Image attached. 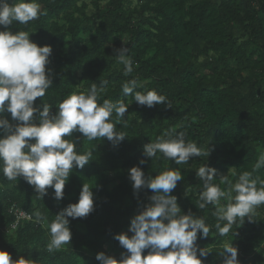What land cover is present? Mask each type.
I'll return each mask as SVG.
<instances>
[{
    "label": "trees",
    "instance_id": "1",
    "mask_svg": "<svg viewBox=\"0 0 264 264\" xmlns=\"http://www.w3.org/2000/svg\"><path fill=\"white\" fill-rule=\"evenodd\" d=\"M47 15L28 25L14 22L10 30L29 31L39 46L52 48L50 63L53 85L42 98L58 104L73 92H87L108 81L99 103L123 100L129 105L116 130L125 139L113 144L107 138L87 141L79 132L71 139L79 154L92 151L83 169L74 168L57 201L54 190L41 200L22 178L8 181L0 172V250L35 264H100L99 252L117 260L126 252L114 236L129 232L131 219L150 203L149 189L134 193L129 170L140 166L153 178L169 168H178L184 179L171 195L177 197L181 214L204 217L211 227L207 238L196 241L210 251L203 264H223L219 253L232 243L240 264H264V205L256 208L254 222L247 218L235 224L227 236H219L215 206L197 207L203 182L196 170L215 168L213 183L226 192L243 172L251 173L257 186L264 184V166L253 170L264 153V0H38ZM0 30H4L0 27ZM34 32V33H32ZM127 47L133 72L124 76L116 49ZM137 79L136 91L155 89L171 103L152 108L124 96L122 84ZM37 98L34 106L39 105ZM5 116L11 120L10 113ZM116 122L115 114L111 118ZM185 133L209 156L192 157L176 165L162 154L148 158L144 146L171 132ZM141 159L146 160L140 165ZM92 187L95 210L84 218H68L70 244L49 253V224L69 204L77 203L82 185ZM233 195H235L233 193ZM39 210L45 220L36 223ZM23 212L28 218L19 216ZM222 222V225L223 226ZM148 250H145V255Z\"/></svg>",
    "mask_w": 264,
    "mask_h": 264
},
{
    "label": "clouds",
    "instance_id": "2",
    "mask_svg": "<svg viewBox=\"0 0 264 264\" xmlns=\"http://www.w3.org/2000/svg\"><path fill=\"white\" fill-rule=\"evenodd\" d=\"M47 15L38 0H0V172L8 181L22 178L31 185L35 198L41 200L48 195V189L54 190L53 198L60 201L64 197V188L74 168L83 169L91 160L93 153L79 154L75 143L68 139L79 132L91 142L107 138L113 144L122 142L126 134L116 130V124L123 121L129 105L123 100L113 103L99 96L106 92L108 81H101L98 88L92 84L85 92H73L58 104V110L52 112V105L42 101L53 85L51 69H46L52 53L50 45L39 46L30 39L29 31L10 30L14 22L28 25L29 22ZM34 33V32H32ZM118 63L124 66V76L133 72V60L129 49L115 50ZM141 87L137 79L125 81L121 88L124 96H132L141 106L152 108L166 105L171 108L168 98L155 89L146 92L136 91ZM37 98L41 103L34 106ZM10 113L11 120L5 116ZM115 114L116 122L111 119ZM162 154L163 158L173 160L176 165L187 164L192 157L209 156L207 151L198 147L194 141H186L184 132H171L159 137L156 142L144 146V155L148 158ZM158 158V157H157ZM141 159L139 164L144 165ZM264 166L262 153L254 166V171ZM216 169L203 165L196 170V176L203 182L197 207L201 210L208 205L215 206V228L219 236H227L235 224L243 225L245 219L254 222L253 215L260 205H264V184L257 186L250 172H243L233 184L222 176L221 182H227L228 203L221 206L226 192L213 183ZM134 193L149 189L153 195L150 203L130 222L129 236L117 234V240L126 250L117 260L113 256L99 252L96 259L100 264H203L210 251L200 248L196 241L207 238L211 227L204 217L191 212L181 214L177 197L171 195L177 182L184 179L178 168H169L154 178L145 176L140 166L129 170ZM233 193L235 195H233ZM92 187L82 185L77 203L69 204L55 215L49 224L50 241L47 251L53 253L70 244L72 232L69 217L84 218L94 210ZM36 223L46 218L37 210L34 213ZM223 223V226L222 225ZM145 250L147 254L145 255ZM224 257L223 264H240L238 249L232 243L223 245L219 253ZM0 264H35L31 259L20 257L13 260L11 254L0 250Z\"/></svg>",
    "mask_w": 264,
    "mask_h": 264
},
{
    "label": "built area",
    "instance_id": "3",
    "mask_svg": "<svg viewBox=\"0 0 264 264\" xmlns=\"http://www.w3.org/2000/svg\"><path fill=\"white\" fill-rule=\"evenodd\" d=\"M19 216L23 217V218H28V216L26 214H24L23 212H19Z\"/></svg>",
    "mask_w": 264,
    "mask_h": 264
}]
</instances>
